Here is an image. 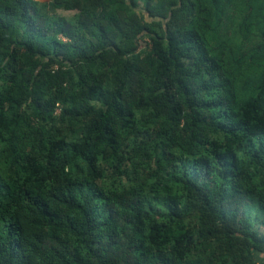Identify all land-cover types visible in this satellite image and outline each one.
<instances>
[{"label":"trees","instance_id":"16d2710c","mask_svg":"<svg viewBox=\"0 0 264 264\" xmlns=\"http://www.w3.org/2000/svg\"><path fill=\"white\" fill-rule=\"evenodd\" d=\"M263 258L264 0H0V264Z\"/></svg>","mask_w":264,"mask_h":264},{"label":"crops","instance_id":"0c3cea01","mask_svg":"<svg viewBox=\"0 0 264 264\" xmlns=\"http://www.w3.org/2000/svg\"><path fill=\"white\" fill-rule=\"evenodd\" d=\"M35 1H37V2L39 3L40 6H44V5H47V4L51 3V2H53V0H35ZM65 12H66V11L56 10V14L59 15V16H64V17H66V16L64 15ZM259 259H261V258H259ZM261 261H262V259H261ZM261 261H260V262H261ZM263 262H264V258H263ZM261 263H262V262H261Z\"/></svg>","mask_w":264,"mask_h":264},{"label":"rangeland","instance_id":"374dc122","mask_svg":"<svg viewBox=\"0 0 264 264\" xmlns=\"http://www.w3.org/2000/svg\"><path fill=\"white\" fill-rule=\"evenodd\" d=\"M64 15H65L67 18H69V17H71V16L73 15V13H72V12H65Z\"/></svg>","mask_w":264,"mask_h":264},{"label":"built area","instance_id":"2783aa9c","mask_svg":"<svg viewBox=\"0 0 264 264\" xmlns=\"http://www.w3.org/2000/svg\"><path fill=\"white\" fill-rule=\"evenodd\" d=\"M257 264H263V263H261V262L259 261Z\"/></svg>","mask_w":264,"mask_h":264}]
</instances>
